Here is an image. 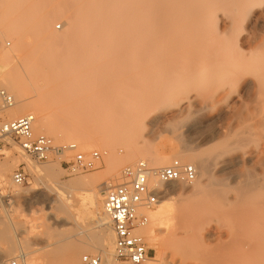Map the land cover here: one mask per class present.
<instances>
[{
  "label": "bare ground",
  "instance_id": "6f19581e",
  "mask_svg": "<svg viewBox=\"0 0 264 264\" xmlns=\"http://www.w3.org/2000/svg\"><path fill=\"white\" fill-rule=\"evenodd\" d=\"M33 17L36 19V24L29 36L24 28H21V22ZM57 17L66 18L63 24L64 31L60 33L52 27ZM6 18L9 20V35L15 39V47L10 52H0V65L10 63L21 51L35 49L38 55L34 57L35 62L32 61L31 70L36 73L35 75L47 74L50 77H57L61 85L74 89L73 93L77 97L76 106L81 105L80 98L83 97V93L78 91V86L85 81L84 79L89 77L103 79V91L109 95L122 80L129 78L131 81H138V74H129L126 71L133 58L132 54L139 52L140 60H150L149 54L158 50L164 53L183 54L187 59V65L190 68L184 79L178 81V94H185L182 92L185 91L189 95L190 89L200 90L202 101L209 105L229 89L233 90L237 86L249 89L252 83L261 78L264 94V41L261 55L247 53L241 46L251 40L257 23L262 18L264 20V0H10ZM113 71H116L115 75L102 78L106 73ZM0 87L10 91L14 99L24 98L25 88L17 66L11 65L9 72L0 76ZM59 91L61 89L57 88L52 93L59 94ZM98 97V94H92L93 99ZM172 98V94H168L167 99ZM183 107L180 105L178 108L183 110ZM2 110H4L3 106ZM20 111L31 112L33 115L36 111V102L26 103ZM16 112H18L16 109L11 111L13 114ZM94 116L88 114L86 118L93 119ZM157 119V117L154 118L152 123H155ZM84 120L85 116H80L76 124ZM120 121L125 126L129 122L118 118L116 121L111 118L107 122L113 125ZM135 123L134 121L132 125H128L133 132L137 126ZM47 124L46 119L41 122V131L59 141L62 137L61 132L58 129L47 128ZM86 132L80 131L84 136L71 140L70 146L76 149L80 146L83 151L90 150L101 143L111 147L110 137L102 135L94 137L93 134L98 133L96 128L88 130L87 134ZM226 133L228 134L227 130H219L218 134L216 133L217 137H212L211 141L219 139L218 135L221 136V134L224 137ZM10 143L17 149L14 143ZM262 143L263 154L256 146L253 155H263L264 159V134ZM147 147L135 143L130 148L129 160H117L113 154L106 159L107 168L113 174V178L117 175V179L120 175L119 170L123 164L138 156L144 157L147 161L145 163H148L151 169L154 167L153 170L168 166L173 155L179 162L191 163L201 177L200 181L192 187V191L190 190L192 197L194 196L191 212L194 217L193 222L195 223L197 219L196 221L203 223V226L206 223L210 225L215 223L207 229H204L205 226L202 227L204 229H202L203 236L200 235L203 237L202 242L206 240L204 235H213L216 248L212 250L213 254L209 253L211 257L208 255L201 264H264V199L263 202L255 199V196L262 189L264 190L262 188L264 183L260 184L258 179L244 180L236 170L238 164L247 156L234 157L225 152L216 157L212 164L204 156L196 155L192 150L173 155H161ZM17 150L26 158L34 175L46 181L56 176L55 164L44 163L45 165L39 166L37 164L41 163L35 164L32 162L33 159L29 160L22 149ZM57 153L55 151L53 154ZM212 171H216L219 177H213ZM10 172L9 165H0V202L3 201L2 195L5 190H11L15 198H22L27 202L33 200L28 197L29 191L11 183ZM97 182L96 177L91 176L75 179L72 181V186L54 184L57 194L39 195L37 198L34 196L33 201L38 198L39 201L41 198L45 199L50 211L44 212L42 216L43 218L50 216L49 218L54 222L51 221V223L63 227L68 222L79 225L80 222L75 220L72 214L80 207V197L71 194L68 187H87L85 192L82 191L83 193L79 195L86 200L85 207L87 212L94 216L96 221L93 228L99 229V235H85L81 248L86 249L89 246L98 252L101 264H115V237L104 210L105 196L103 198V193L106 195L115 182L114 180L107 181L106 184H97ZM151 184L159 190L164 188V184H161L155 176L152 177ZM182 191L187 192V189L183 187ZM164 211L152 210L148 211L147 215L155 221L154 223L161 224L164 220L163 214L166 213ZM189 212L185 213L188 215ZM36 228L35 226L28 229L24 227L19 230L11 225L10 229L5 227L0 231V237L7 245L8 252H13L22 247L17 244L22 234L27 235L28 232L27 236H31L32 239L38 238L40 232ZM36 230L37 234H34ZM144 230L148 232L149 239L155 241L153 232H149L148 227ZM182 230V233L178 234L181 239L191 234V230L186 227ZM77 235L79 233L71 235L69 230L65 232L59 230L51 238L47 237L49 241L52 239L50 243V249H52L44 247L52 257L48 264H81L79 250L71 242V239ZM173 235L177 236V234ZM175 236H172V239ZM170 239V248L172 249L174 244L178 248L176 242ZM175 251L176 249L173 250ZM7 258V252H0V264H5ZM156 261V259H149L144 264H156ZM19 262L39 264L36 259L32 257L28 259L26 256L20 257Z\"/></svg>",
  "mask_w": 264,
  "mask_h": 264
},
{
  "label": "rangeland",
  "instance_id": "374dc122",
  "mask_svg": "<svg viewBox=\"0 0 264 264\" xmlns=\"http://www.w3.org/2000/svg\"><path fill=\"white\" fill-rule=\"evenodd\" d=\"M9 1L0 0V52H10L15 47V39L9 35V20L6 18ZM65 20V17H57L52 27L59 33L63 32ZM35 24L36 19L34 17L32 19H25L21 22V28L23 27L30 36ZM255 28L256 30L251 40L241 46L247 53L261 55L263 54L264 41L263 18L257 23ZM29 40L32 42L31 39ZM36 55L38 53L35 52V49L30 48L21 51L10 63L0 65V76L8 73L11 65L17 66L22 84L25 88L24 98L18 99L15 97L16 104L10 109L2 110V101L0 99V126L5 122L31 114V112L24 113L20 110L26 103L35 101L36 111L33 114L36 118L33 128L35 136L45 135L49 137L40 129L41 122L46 119L48 122L46 125L47 128L58 129L61 132L62 137L59 141L49 137L53 140L55 146H70L71 140L79 136H84L81 135L80 131L88 132V130L96 128L98 133H94V137H98L99 135L110 137L111 147L101 143L87 151H83L78 146V149L75 152L73 151L74 153L68 151L63 154H53L46 162L37 164L39 166L49 163L55 164L56 176L52 180L46 181L31 172L32 168L28 165L26 158L17 150H21L18 142L14 138L0 134V165L7 164L11 167L9 177L14 186H18L13 181L14 172L18 168L25 170L27 180L23 185L18 187L29 191L28 197L31 199L34 200V196L37 198L39 195L54 196L57 194L53 186L54 184L72 186V181L79 177L95 176L98 181L97 184H106L107 181L111 182L112 180L115 182L114 185L120 184L121 175L125 168L133 166L140 161L145 162L146 159L138 156L123 164L120 169L121 171L119 170L120 175L117 179V175L113 178V174L107 168L105 160L110 158L112 154L117 160H129L130 148L135 143H138L140 146H148L147 148L151 151L161 155H173L174 153L177 154L178 152L192 150L196 155L204 156L212 164L216 157L225 152H228L227 155L230 153L234 157L245 155L247 156L246 159L238 164L237 169L235 168L237 172L243 176L244 180L258 179L260 180V184L264 183L263 155H253V150L256 146L260 149L259 151L263 150L264 94L262 78L256 80L257 83H252L249 89L241 86H237L233 90L229 89V91L220 95L213 104L206 105L201 99L200 90L190 89L189 95L185 91H182L185 94H178L177 92L179 91L178 81L184 79L190 68L183 54L164 53L158 50L149 54L151 57L150 60L142 61L140 60L141 53L137 52L132 54L133 58H131L126 71L129 74H138V81H131L129 78L122 80L107 95L103 91L104 80L88 76L89 79H84L85 81H82L78 86V91L83 93V97L80 98L81 105L76 106L77 97L73 93L74 89H69L61 85L57 77H50L47 74L35 75L36 73L31 70L30 66L32 65V61L33 63L35 62L34 57ZM115 72L106 73L102 78L111 77L115 75ZM57 88L61 89V91H59V94L54 95L52 91ZM2 89L0 87V90ZM6 91L10 93V91ZM170 93L173 98L167 99ZM92 94H98V99H93ZM131 94H134V96H130ZM23 99L27 100L21 101ZM178 105H183V110H180ZM13 109L18 110V112L15 114L11 113ZM88 114L95 116L93 119L86 118ZM83 115L85 116V120L80 124H76V120ZM237 116L239 118L236 119ZM156 117L158 118L157 121L152 123ZM240 117L241 120H239ZM111 118L113 121H116V118L125 119L129 121V126L135 121L137 125L135 132L130 130L128 125L125 126L121 123L122 121L116 122L113 125L109 124L107 121ZM219 130H227L228 134L226 133L227 135L225 134L224 137L222 134L221 136L218 135L220 137L219 139L216 138V140L211 141L216 136V133L218 134ZM10 142L14 143L17 149ZM95 152L100 154V160L97 163L96 169L75 174L69 171L70 164L74 162V158L77 155L81 154L89 158ZM261 154H263V151H261ZM27 158L29 160L31 159L28 156ZM171 158L174 159L175 156L173 155ZM173 159L170 161V164L174 161ZM176 159L175 161L178 160ZM32 162L36 164V161L33 160ZM183 162L184 164H191L189 162L185 163V161L181 163ZM165 167L167 166L163 168ZM212 173L213 177H219L216 171H212ZM200 179L201 177L198 173L197 180L192 185H164V188L161 189L163 196L153 211H164L167 208L164 211L166 212L165 215L163 214L164 220L163 222L161 221V224H158L154 223L155 221H152V218L149 217L150 224L148 231L153 232L155 241L149 239L148 232H145V230L144 232L142 231L147 239L151 252L150 259H156V264H201L203 259L208 257L209 253H212L214 251L213 249L216 248L214 243L215 236L210 234L204 235L206 237L205 242H202L203 237L200 236L201 234L203 236L202 229L204 226V229H207L209 226H214L215 223H211V225L206 223L207 225L205 224L203 226V223L201 224V222L196 221L197 219L194 223V217L191 214L194 196L192 197L190 190ZM183 187L191 194L182 191ZM68 189V191L72 192L71 194L80 197L79 209L75 213L72 212V217L78 220L80 224L72 225L68 222L64 227L53 224L54 222L50 219V216H44L43 218L42 215L44 212L50 211L45 199L41 198V201H39L38 198L36 201L31 200L27 202L25 199L13 197L11 190L2 191L3 201L0 202V231L5 227L10 229V226L14 225L19 230L24 229V227L28 229L35 226L39 230L38 232H40L38 233L40 237L35 235L38 237L36 239L27 236L29 235L28 232L27 235L22 234L17 240V244H20L22 247L17 250L15 249L16 251L14 250L13 252H8L7 245L0 237V252L8 253L5 264H10L17 259L20 260L22 256H26L28 259L32 257L39 264H48L52 260L47 250L51 247L50 243L52 239L49 241L48 238H51L59 230L63 232L69 230L71 235L79 233V235L71 239V242L79 250L81 264H83L82 258L86 255L94 257L100 256L98 252L92 250L89 246L86 249L81 248L85 240L83 238L85 235H99V229L93 228L95 227L93 224L96 220L93 215L87 212L88 210L85 207L86 200L79 195L83 193L82 191L85 192L87 187H68ZM263 194L264 190L262 189L255 196V199L263 202ZM104 196L105 193H103V198ZM163 207L165 208L163 209ZM185 212H189L191 216ZM45 221L47 222L43 224ZM91 223L92 225H90ZM48 225L51 226L48 227ZM185 227L191 230V234L181 239L179 235ZM36 232L37 230L33 233L37 234ZM197 233H200L198 234L199 236ZM173 234H177L178 237ZM172 236L175 237L172 239ZM169 239L176 242L178 248L175 247V244L172 247L173 250L176 249L175 252L170 248L171 245L169 246ZM174 241L170 242L172 243ZM180 247L184 249L182 248V250ZM114 263L126 264L117 260Z\"/></svg>",
  "mask_w": 264,
  "mask_h": 264
},
{
  "label": "built area",
  "instance_id": "2783aa9c",
  "mask_svg": "<svg viewBox=\"0 0 264 264\" xmlns=\"http://www.w3.org/2000/svg\"><path fill=\"white\" fill-rule=\"evenodd\" d=\"M3 109L14 106V97L6 90H0ZM35 116L28 114L16 120L3 123L0 133L14 138L22 151L36 162H46L55 151L63 154L75 151L71 146H54L53 141L45 136H35L33 125ZM100 154L95 152L89 158L77 155L69 167L72 174L96 169ZM155 176L166 186L175 184L192 185L198 176L197 169L191 164L173 161L169 166L153 170L145 162H138L123 170L120 184L109 188L104 199V210L110 221L115 237V258L126 264H144L151 258L147 239L142 230L149 226L148 211L154 210L159 204L163 191L151 184ZM17 185L27 180L24 169L18 168L13 174ZM20 260L10 264H20ZM83 264H101L99 257L86 255Z\"/></svg>",
  "mask_w": 264,
  "mask_h": 264
}]
</instances>
